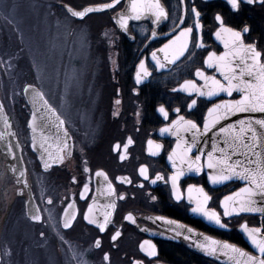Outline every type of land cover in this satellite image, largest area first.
<instances>
[{
    "label": "flooded vegetation",
    "instance_id": "obj_1",
    "mask_svg": "<svg viewBox=\"0 0 264 264\" xmlns=\"http://www.w3.org/2000/svg\"><path fill=\"white\" fill-rule=\"evenodd\" d=\"M61 3L76 10L97 5H107L108 8L79 20L69 15ZM145 3L154 9L155 14L149 12L147 16L135 19L131 18L129 0L44 2L43 10L52 23L59 24L64 30L63 35L70 40L80 38L78 47L88 59L84 62L82 58L78 59L80 69L74 70L77 78L72 73L69 85L65 83V74H61L55 84L54 96L35 82L20 85L21 90L28 83L38 86L65 121L69 135L63 143L59 163L49 170L42 169L31 149L28 129L31 110L23 92L14 96V100L22 102V121L17 119V110L8 106V96L4 93L21 143V154L31 174L39 214L35 218L28 217L24 199H11V192L5 187L11 184L0 168L3 261L8 255L4 241L8 234L14 233L15 237L22 238L13 248L12 259L16 264L26 261L27 264H133L134 260L143 264H222L182 236L169 238L175 236L171 227L149 219L158 216L178 220L198 233L227 240L257 254L239 225L247 221L250 227H260L261 214L245 213L224 218L230 228L223 229L202 215L192 213L190 207L193 205L186 197L181 202L174 200L170 176L176 169L169 155L173 153L177 138L169 132L161 133L160 129L172 125L179 117L195 120L203 128L208 109L229 98L226 93L212 98L200 96L195 91L188 94L180 85L186 80H195L197 85L203 83L195 75L197 69L220 78L219 73L205 64L210 52L225 51V41L216 35L220 28L217 13L223 16L224 25L243 33L246 44H255L258 50L264 51V3L240 0L238 12L232 10L227 0H156L155 3L137 0L139 6ZM246 25L251 29L248 32H244ZM177 36L182 42H188L190 37V43L179 60L169 63L165 59L167 49L164 46ZM232 39H236L234 34ZM201 40L204 47L200 46ZM228 44L231 47V41ZM113 61L119 66L116 71L112 70ZM141 61L146 63L151 76L137 86L134 73ZM161 63L165 67H161ZM14 64L18 66L17 59ZM136 87L140 89L139 95L132 91ZM118 89L122 90L119 94ZM118 95L122 98L121 113L119 117H113L114 100ZM11 96L10 101L13 100ZM239 96L240 93L236 92L231 98ZM138 104L142 105L139 115ZM160 104L168 108L167 120L157 110ZM174 108H179V112ZM257 114L262 115H253ZM240 115L248 114H238L222 123L235 121ZM211 134L203 138L208 140L209 148ZM185 136L191 139L192 133H185ZM117 142L121 144L118 151L114 150ZM125 144L128 145L126 149ZM158 145L163 147L158 155H153ZM158 173L163 174L165 180H158L153 185L151 179H144L145 175L155 177ZM142 180L143 187H140ZM192 183L205 186L213 197L209 207L215 208L221 216L223 196L245 185L237 178L212 185L207 180V169L202 174L187 173L181 180L185 192L187 184ZM153 196L158 199L152 201ZM129 213L135 217V223L131 222V217L125 219ZM103 228L107 231H102ZM143 228L149 231H142ZM118 232L122 234L114 246L113 236ZM148 239L157 245L158 256L155 258H149L140 250L141 243ZM106 254H110V259Z\"/></svg>",
    "mask_w": 264,
    "mask_h": 264
},
{
    "label": "snow or ice",
    "instance_id": "obj_2",
    "mask_svg": "<svg viewBox=\"0 0 264 264\" xmlns=\"http://www.w3.org/2000/svg\"><path fill=\"white\" fill-rule=\"evenodd\" d=\"M152 2L155 3L156 0H152ZM244 2L254 3L256 0H244ZM258 2L264 3V0H258ZM227 3L232 6V10L239 11L240 0H227ZM129 5V10L133 13L131 18L140 19L142 16H147L149 12L154 13V9L147 3L139 6L137 0H129ZM69 10L71 11L70 6ZM71 14L82 20L88 13L72 12ZM199 15L200 13L197 12L198 17ZM159 19L160 17L157 15V21ZM216 19L220 24L216 35L225 41V51L222 53L210 52L205 59V64L207 68L214 69L216 73H219L220 78L215 74L209 75L203 69H197L195 75L203 83L197 85L195 80H186L180 87L188 94L195 91L200 96L212 98L226 93L229 98L213 104L208 109L203 128L195 120H185L184 117H179L177 121H173L172 125L162 127L160 132H169L177 138L173 153L169 155V159L173 161V168L176 169L170 176L174 200L181 202L186 197L189 204L193 205L190 207L192 213L202 215L207 221L223 229L230 228V225L224 223V218H232L245 213H260V227H250L247 221L239 225V228L257 250V254L254 255L234 243L210 235L203 236V241L199 238L193 240V233H196L197 237L203 234L169 217L158 216L149 217V219L172 226L171 231L175 233V236L169 238L175 239L182 236L185 240L190 241L195 248L209 256L226 258L230 264H264V116L253 115L264 114V51L258 50L255 44H246L242 39L243 33L224 25L223 16L220 13L216 14ZM126 26L125 23V30ZM250 30V26L246 25L244 32ZM188 31L191 32V29ZM233 34L236 39H232ZM229 41H231V47H229ZM188 43H190V37L188 42H182L179 36L174 38L164 46V49H167L165 59L169 63H175L187 52ZM200 46H205L202 40ZM152 55L155 58L156 53L154 52ZM112 63V70H118V63L116 61ZM160 66L165 67L162 63ZM149 76H151V71L147 68L146 63L141 61L134 73L136 85H142ZM176 90L178 89H173V91ZM117 91L118 94L122 92L121 89ZM132 91L135 95H139L140 89L136 87ZM236 92L240 93L239 98H231ZM195 103L193 101V104ZM114 105L112 115L119 117L122 105V98H119V95L114 100ZM140 109H142V105L138 104L137 115H139ZM157 110L167 120L169 116L167 106L160 104ZM173 110L179 112V108ZM238 114L248 115L226 124L222 123ZM188 132L192 133L191 139L185 136V133ZM208 133L213 134L210 150L208 140L203 139ZM127 146L123 145L125 149ZM162 147V145H158L157 151L153 152V155H158L159 149ZM120 148L121 144L117 142L114 145V150L118 151ZM194 150H196L195 154H193ZM205 169H207V180L212 185L223 184L232 181L233 178L246 181L245 185L238 190L223 196L220 201L223 216L215 208L209 207L213 197L203 184H187V192L181 186V180L187 173L202 174ZM97 174H99V170ZM104 175L107 177V173ZM144 179H151L152 184L155 185L158 180H165V177L158 173L155 177L145 175ZM138 186L143 187V180L139 182ZM148 194L151 195L150 192ZM157 199L158 197H152V201ZM129 217L132 218V223L136 222L133 214L129 213L125 219L128 220ZM141 230L149 231L146 228ZM102 231H107V228H103ZM120 234L122 233L114 234V246L115 240ZM161 235L164 234L161 233ZM140 250L149 258L158 256L157 245L150 239L141 243ZM106 257L110 259V254H106ZM133 264H143V262L134 260Z\"/></svg>",
    "mask_w": 264,
    "mask_h": 264
},
{
    "label": "rangeland",
    "instance_id": "obj_3",
    "mask_svg": "<svg viewBox=\"0 0 264 264\" xmlns=\"http://www.w3.org/2000/svg\"><path fill=\"white\" fill-rule=\"evenodd\" d=\"M45 1L0 0V63L4 73L2 83L5 95L8 96L6 102L9 107L13 106L17 110L18 121H22L24 109L22 102L14 100V96L22 93L21 84L35 82L54 96L55 84L61 74H65V83L69 85L72 73L77 78L74 70L80 69L78 59L82 58L83 62L88 59V55L78 47L80 38L72 41L73 39L63 35L62 28L52 27V21L43 10ZM15 59L18 66L14 64ZM10 95L13 97L11 101ZM7 236L4 245L8 255L4 264H16V260L12 259L13 248L18 243L17 240L22 238L15 237L14 233ZM22 264H27V261Z\"/></svg>",
    "mask_w": 264,
    "mask_h": 264
},
{
    "label": "water",
    "instance_id": "obj_4",
    "mask_svg": "<svg viewBox=\"0 0 264 264\" xmlns=\"http://www.w3.org/2000/svg\"><path fill=\"white\" fill-rule=\"evenodd\" d=\"M69 15L73 16L72 12L88 13L84 18L92 13H100L105 11L107 5L86 6L81 10L72 8L69 10V5L61 3ZM74 17V16H73ZM79 19V18H77ZM80 20V19H79ZM23 94L27 99V103L31 110L30 119L28 121V129L31 136V149L36 154L39 163L43 170H49L53 165H57L61 159V150L65 139L68 137V132L65 127L63 118L57 110L48 102L42 93L41 89L33 84H27L23 88ZM262 114L261 116H263ZM258 116V114H257ZM243 117L240 115L239 118ZM233 118V117H232ZM0 168L4 176H7L10 182L5 185L13 197L24 199L25 211L28 217L35 218L39 211L36 205L31 174L27 168L24 158L21 154V143L17 135L13 119L6 105L3 85L2 73L0 69ZM243 183L246 181L241 180ZM35 216H34V215ZM260 214V213H255ZM2 218H0V232L2 228ZM170 228L172 226L166 225ZM171 229V228H170ZM196 238L203 241V236ZM2 244L0 240V264H3ZM252 248L257 253V250L252 245ZM255 255V254H254ZM222 264H230L226 258H218L210 256Z\"/></svg>",
    "mask_w": 264,
    "mask_h": 264
},
{
    "label": "bare ground",
    "instance_id": "obj_5",
    "mask_svg": "<svg viewBox=\"0 0 264 264\" xmlns=\"http://www.w3.org/2000/svg\"><path fill=\"white\" fill-rule=\"evenodd\" d=\"M70 6V5H69ZM73 8V7H72ZM50 18V17H49ZM50 24H52V27H59V28H61V26L59 25V24H55V23H50ZM87 43V42H86ZM81 116H82V114H81Z\"/></svg>",
    "mask_w": 264,
    "mask_h": 264
}]
</instances>
